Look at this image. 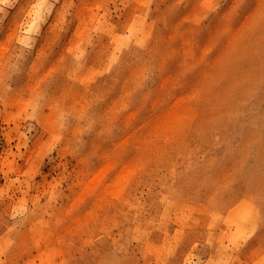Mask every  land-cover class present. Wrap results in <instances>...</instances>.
<instances>
[{
	"label": "rangeland",
	"instance_id": "obj_1",
	"mask_svg": "<svg viewBox=\"0 0 264 264\" xmlns=\"http://www.w3.org/2000/svg\"><path fill=\"white\" fill-rule=\"evenodd\" d=\"M0 264H264V0H0Z\"/></svg>",
	"mask_w": 264,
	"mask_h": 264
}]
</instances>
